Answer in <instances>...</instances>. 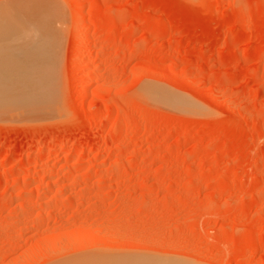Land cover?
I'll use <instances>...</instances> for the list:
<instances>
[{"label":"rangeland","instance_id":"rangeland-1","mask_svg":"<svg viewBox=\"0 0 264 264\" xmlns=\"http://www.w3.org/2000/svg\"><path fill=\"white\" fill-rule=\"evenodd\" d=\"M42 2L59 113L0 115V264H264V0L0 8Z\"/></svg>","mask_w":264,"mask_h":264},{"label":"bare ground","instance_id":"bare-ground-1","mask_svg":"<svg viewBox=\"0 0 264 264\" xmlns=\"http://www.w3.org/2000/svg\"><path fill=\"white\" fill-rule=\"evenodd\" d=\"M41 4L43 5V2ZM22 7L24 6L22 5ZM22 7L18 9L12 6L0 8V115H15V118L16 116L19 118L33 116L35 118L42 112H50V114L56 112V108L52 105L56 94L54 93V81L49 74L53 68L52 66L48 68V63L45 64L41 61V56H48L49 50H45V54L42 51L47 49L51 43L45 47L48 40L46 31L43 33L45 38L39 37V40L43 39L42 42L34 39L33 34L28 33L31 29L27 30V27L32 19L28 18L27 21V16L31 15L34 18V16L40 15L41 18L43 9H46V12L49 7L46 8L47 6L43 5L36 9L33 8V10L32 8L22 9ZM49 22L51 25V21ZM52 33L54 32L52 31ZM50 35H52L51 31ZM19 40L21 41L18 42Z\"/></svg>","mask_w":264,"mask_h":264}]
</instances>
